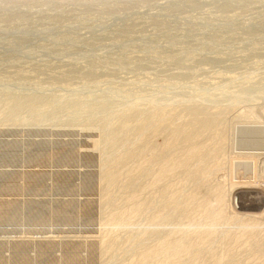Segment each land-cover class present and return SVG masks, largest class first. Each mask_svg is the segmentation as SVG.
<instances>
[{
	"label": "rangeland",
	"instance_id": "374dc122",
	"mask_svg": "<svg viewBox=\"0 0 264 264\" xmlns=\"http://www.w3.org/2000/svg\"><path fill=\"white\" fill-rule=\"evenodd\" d=\"M9 242L33 256L5 264H264V0H0Z\"/></svg>",
	"mask_w": 264,
	"mask_h": 264
},
{
	"label": "water",
	"instance_id": "95a60500",
	"mask_svg": "<svg viewBox=\"0 0 264 264\" xmlns=\"http://www.w3.org/2000/svg\"><path fill=\"white\" fill-rule=\"evenodd\" d=\"M53 138H55V136H53ZM57 138V137H56ZM53 196H60V195H55V194H52ZM58 244L59 243H55V245L51 248V252H52V254L54 255V254H56V251H58V257H60L61 255H62V252H63V250H65L66 249V246L68 245V244H63V243H61V244H59V246H58ZM37 245H39V244H37ZM21 246H24L23 248H22V250L26 253V254H28V256H33V251H32V249H33V244L32 243H25V242H9V243H0V249H2V250H6L7 252H8V255L6 256V257H2V255L0 254V257H2L1 258V263L4 261V264H5V262H6V260L7 259H9V261H10V263L12 262V257H13V259H14V255H15V253L18 251V250H20L21 249ZM10 257H11V259H10ZM3 260V261H2ZM14 262V261H13ZM0 263V264H1ZM3 264V263H2Z\"/></svg>",
	"mask_w": 264,
	"mask_h": 264
},
{
	"label": "bare ground",
	"instance_id": "6f19581e",
	"mask_svg": "<svg viewBox=\"0 0 264 264\" xmlns=\"http://www.w3.org/2000/svg\"><path fill=\"white\" fill-rule=\"evenodd\" d=\"M247 166H248V165H247ZM250 168H251V167H250ZM250 168H248V169H250ZM251 170H252V169H251ZM244 183H245V182H244ZM251 183H252V182H251ZM233 186H234V185H233ZM233 186H232V187H233ZM236 193H237V192H236ZM76 254H77V253H76ZM76 254H74V256H76Z\"/></svg>",
	"mask_w": 264,
	"mask_h": 264
}]
</instances>
